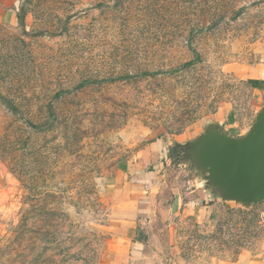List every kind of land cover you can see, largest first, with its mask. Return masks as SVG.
I'll return each instance as SVG.
<instances>
[{"label":"rangeland","instance_id":"374dc122","mask_svg":"<svg viewBox=\"0 0 264 264\" xmlns=\"http://www.w3.org/2000/svg\"><path fill=\"white\" fill-rule=\"evenodd\" d=\"M19 14L0 22V264H99L120 159L222 113L251 127L260 100L233 69L264 60V0H22ZM185 148L171 174L198 181ZM231 202L209 232L182 222L198 264L264 249V201Z\"/></svg>","mask_w":264,"mask_h":264},{"label":"crops","instance_id":"0c3cea01","mask_svg":"<svg viewBox=\"0 0 264 264\" xmlns=\"http://www.w3.org/2000/svg\"><path fill=\"white\" fill-rule=\"evenodd\" d=\"M21 2L0 0V22L17 24ZM233 71L258 95L264 107V60L240 64ZM237 120L240 119L222 113L215 122H221L230 134L239 136L247 128L245 121ZM202 132L191 129L178 134L173 141L151 140L133 156L117 162L106 184L111 224L99 264H198L182 245V222L191 219L209 232L223 217L228 219L234 209L238 212L240 208L195 178L182 183L171 174L175 167V145L185 146ZM184 168V164H178V170ZM252 252L242 248L234 262L224 264H264V249Z\"/></svg>","mask_w":264,"mask_h":264},{"label":"water","instance_id":"95a60500","mask_svg":"<svg viewBox=\"0 0 264 264\" xmlns=\"http://www.w3.org/2000/svg\"><path fill=\"white\" fill-rule=\"evenodd\" d=\"M185 147L183 161L218 196L244 206L264 201V107L244 135L214 122Z\"/></svg>","mask_w":264,"mask_h":264},{"label":"trees","instance_id":"16d2710c","mask_svg":"<svg viewBox=\"0 0 264 264\" xmlns=\"http://www.w3.org/2000/svg\"><path fill=\"white\" fill-rule=\"evenodd\" d=\"M20 18H21V15H20Z\"/></svg>","mask_w":264,"mask_h":264}]
</instances>
